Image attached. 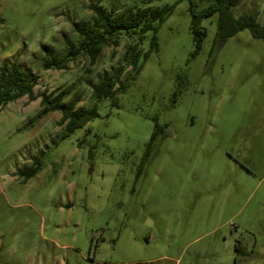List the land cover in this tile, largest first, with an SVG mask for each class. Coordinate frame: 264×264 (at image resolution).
Instances as JSON below:
<instances>
[{"label":"rangeland","instance_id":"1","mask_svg":"<svg viewBox=\"0 0 264 264\" xmlns=\"http://www.w3.org/2000/svg\"><path fill=\"white\" fill-rule=\"evenodd\" d=\"M139 1L0 0V66L38 78L36 99L0 108V264H264V39L246 29L220 44L216 14L195 53L188 0H156L175 7L135 79L128 37L94 64L81 54L43 67L47 50L78 47L73 25L93 5L119 16ZM232 14L264 27V0ZM121 66L126 91L95 100ZM45 91L97 116L65 136L62 114L43 113ZM35 160V176L17 174Z\"/></svg>","mask_w":264,"mask_h":264},{"label":"trees","instance_id":"2","mask_svg":"<svg viewBox=\"0 0 264 264\" xmlns=\"http://www.w3.org/2000/svg\"><path fill=\"white\" fill-rule=\"evenodd\" d=\"M156 0H140L129 12L116 16L113 12H106L98 5H93L94 15L87 24H74V29L79 35V45L77 48H70L65 58L53 55L49 50L50 59L43 62L44 69L64 70L67 68V60L78 55H85L92 64L95 63L98 55L105 46H119L124 37L132 40L125 52L124 61L126 67L131 68L133 76L131 80L140 72L142 66L153 51L158 50L157 33L160 25L173 12L175 5L166 4L162 8L154 9L151 4ZM207 1L208 5L199 9V2ZM242 0H188L189 11L191 13L190 30L195 38L196 52L201 46L206 32L201 26L204 18L218 15L216 41L220 44L236 35L240 31L250 30L255 38L264 39V27L260 26L255 18L250 15H243L235 18L232 8L237 6ZM152 31L150 48L143 52L141 45L145 40V34ZM125 66L111 75H106L98 84L93 87L92 95L95 100L111 99L116 103L120 93L126 91L129 86L128 78L120 81L121 71L126 70ZM37 76L24 72L16 62L0 66V108L15 102L25 96L29 100L36 99L34 88L37 83ZM43 113L60 112L62 114L60 124L65 127V136L76 129L86 126L97 116L95 110L83 111L75 110L74 104H64L60 97L52 102V94L47 91L40 95ZM160 130L156 124L151 136L149 145L159 135ZM41 169L38 160L29 169L19 170L17 174L26 179L35 176Z\"/></svg>","mask_w":264,"mask_h":264}]
</instances>
